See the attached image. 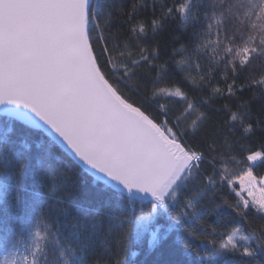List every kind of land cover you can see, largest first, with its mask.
Listing matches in <instances>:
<instances>
[{"label": "snow or ice", "instance_id": "6c2138e0", "mask_svg": "<svg viewBox=\"0 0 264 264\" xmlns=\"http://www.w3.org/2000/svg\"><path fill=\"white\" fill-rule=\"evenodd\" d=\"M99 9L0 0V264H54L62 236L77 264H128L174 234L169 255L264 264V0ZM37 132L103 187L58 185Z\"/></svg>", "mask_w": 264, "mask_h": 264}, {"label": "trees", "instance_id": "16d2710c", "mask_svg": "<svg viewBox=\"0 0 264 264\" xmlns=\"http://www.w3.org/2000/svg\"><path fill=\"white\" fill-rule=\"evenodd\" d=\"M109 3L110 0H100L99 11L101 16L104 15ZM35 135L37 137L44 138L46 140V147H48L53 154L60 156L59 161H55L54 156L52 157L57 171L63 169L62 173L59 176V179L57 180L58 185L62 186L66 182L68 185L75 184L85 192L95 190L99 182H96L93 177L87 174L68 154L63 151V149H61L58 145H55L54 143L48 141V138L44 133L37 132L35 133ZM32 138L35 139V137ZM47 142L51 143V145H49ZM256 143H259V140H257ZM256 171L262 172L264 171V167H257ZM99 187H103L102 183H99ZM229 213L230 210H225V214ZM161 223H163V221H161ZM175 235L176 234H174L173 237L170 238V240L164 245L162 249L157 250L156 252H152L148 249L147 239L140 246H137L136 243L133 242L130 245L128 252V264H144L146 260L153 259L181 261L182 264H196L195 257L186 255L183 249L179 247V245H176L178 251L175 253V255H169L168 249L172 245V240L174 239ZM179 235L182 239L186 238L183 233H180ZM62 241L63 243L61 245V248L65 249V259L69 261V264H77L80 256L79 245L76 243L73 237L64 239L62 236ZM69 242H71L77 248V255L75 258L72 257L69 251H67V245L69 244ZM190 242L193 245L198 244V242L195 240H191ZM61 248L53 247L51 250V259L53 260L54 264H64V260L60 257ZM201 250L203 251V249ZM133 253H138V255H133ZM0 255H2V250H0Z\"/></svg>", "mask_w": 264, "mask_h": 264}, {"label": "water", "instance_id": "95a60500", "mask_svg": "<svg viewBox=\"0 0 264 264\" xmlns=\"http://www.w3.org/2000/svg\"><path fill=\"white\" fill-rule=\"evenodd\" d=\"M46 135V134H45ZM59 146V145H58ZM64 151V150H63ZM65 152V151H64ZM66 154H68L81 168H82V166L80 165V163H79V161L78 160H76L74 157H72L69 153H67V152H65ZM83 169V168H82ZM84 170V169H83ZM87 174H89L91 177H92V175L89 173V172H87L86 170H84Z\"/></svg>", "mask_w": 264, "mask_h": 264}]
</instances>
